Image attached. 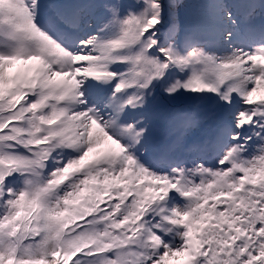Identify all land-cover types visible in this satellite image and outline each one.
I'll use <instances>...</instances> for the list:
<instances>
[{
	"label": "snow or ice",
	"instance_id": "1",
	"mask_svg": "<svg viewBox=\"0 0 264 264\" xmlns=\"http://www.w3.org/2000/svg\"><path fill=\"white\" fill-rule=\"evenodd\" d=\"M0 264H264V0H0Z\"/></svg>",
	"mask_w": 264,
	"mask_h": 264
}]
</instances>
